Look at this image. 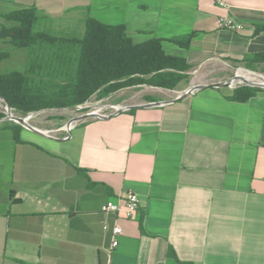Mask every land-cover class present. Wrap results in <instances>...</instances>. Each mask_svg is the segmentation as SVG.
I'll list each match as a JSON object with an SVG mask.
<instances>
[{
    "label": "crops",
    "instance_id": "1",
    "mask_svg": "<svg viewBox=\"0 0 264 264\" xmlns=\"http://www.w3.org/2000/svg\"><path fill=\"white\" fill-rule=\"evenodd\" d=\"M24 8L58 27L123 24L217 81L79 121L68 138L0 128V264H108L104 222L123 228L111 264H264V90L238 101L213 85L264 53V0H0V18ZM129 191L133 217L103 213Z\"/></svg>",
    "mask_w": 264,
    "mask_h": 264
},
{
    "label": "trees",
    "instance_id": "2",
    "mask_svg": "<svg viewBox=\"0 0 264 264\" xmlns=\"http://www.w3.org/2000/svg\"><path fill=\"white\" fill-rule=\"evenodd\" d=\"M3 17L11 24L0 26V39L14 48L29 49L30 54L37 56V59L31 58L32 64L25 71H0V95L12 109L24 115L49 108L73 107L95 94L108 96L136 85L173 90L192 70L184 58L167 54L159 38L134 42L123 24H104L88 16L80 37H55L34 30L41 19L36 8H24ZM189 40L177 42L188 46ZM8 55L0 51V61ZM244 62L247 68L257 70L255 63L264 62V53L248 56ZM39 71L46 73L44 77L36 78ZM260 90L240 86L233 98L246 101ZM5 116L0 111V128L9 129L14 139L21 142L24 127L2 120Z\"/></svg>",
    "mask_w": 264,
    "mask_h": 264
},
{
    "label": "rangeland",
    "instance_id": "3",
    "mask_svg": "<svg viewBox=\"0 0 264 264\" xmlns=\"http://www.w3.org/2000/svg\"><path fill=\"white\" fill-rule=\"evenodd\" d=\"M10 24L11 23L8 20L0 18V26ZM55 25L56 24L51 23L47 24L44 21L39 20L38 23H36L34 30L37 32H46L55 37H80L84 33V29L79 28L78 26L74 28V25H64L62 27H58ZM0 51H5L9 53L6 58L0 61V71L3 72L11 70L25 71L32 64L31 58L37 59V56L30 54L29 49L14 48L12 44L2 39H0ZM28 57L30 58L28 59ZM214 68L215 67L209 65L206 66V69L204 70H191L189 72V77L183 82H181L180 85L173 90L142 84L119 89L109 94L108 96L100 97L95 94L91 97L89 103H95L96 101L103 99V103L123 104L132 106L134 104H142L149 102L150 100H152L150 97L162 100H170L176 98L191 86H199L202 84H210L212 82H216V78H213L215 74L213 71ZM235 71L236 67L230 68L229 79L234 77ZM259 72L264 74V72L261 70H259ZM43 74L45 75L46 73L39 71L36 75V78L44 77ZM1 99L2 98H0V111L6 115L7 111L5 108L7 106L5 101ZM84 111L86 110H75L73 109V107L44 109L39 111V113H36L29 120V123L41 129L42 131H49L48 135L50 134L53 136H65L67 133L63 128L66 126V124L72 118L81 115ZM12 112H14V115L16 116H25L24 114L14 109H12Z\"/></svg>",
    "mask_w": 264,
    "mask_h": 264
},
{
    "label": "built area",
    "instance_id": "4",
    "mask_svg": "<svg viewBox=\"0 0 264 264\" xmlns=\"http://www.w3.org/2000/svg\"><path fill=\"white\" fill-rule=\"evenodd\" d=\"M224 5V4H223ZM219 26L222 28H226L232 31H241L244 26L240 22H236L233 19L230 18H221L219 21ZM239 75H242L243 79H239ZM226 81V80H224ZM249 85L253 87H258L262 90H264V74L259 72L258 70L250 69L245 66H238L235 71V75L233 78H231V82L228 85V87L232 89H236L240 86ZM194 92V91H193ZM151 102H146L145 104H149ZM73 109L75 110H86L81 115L77 117H82L84 115H91V117L88 118H109L113 115L119 114L124 111H129L131 109V106L123 105V104H109V103H103V99L96 101L95 103H89V100L78 104L76 106H73ZM14 113V112H13ZM36 113H39V111H32L23 116L26 119H31ZM80 119L73 121L69 124L70 127H67L68 124L63 128L66 131V135L64 138H68L69 131L72 130V128L75 126L76 123L79 121L85 120ZM35 127V126H34ZM37 128V127H36ZM39 129V128H37ZM41 130V129H39ZM49 131H44V133L48 134ZM50 135V134H49ZM53 136V135H50ZM55 136V135H54ZM140 207V199L138 195L133 192L129 191L126 193V195L123 198L122 202H114L112 200L108 201L106 205L103 207V213L105 215H109L111 213L113 214H123L128 218H131L135 215L137 210ZM103 229L105 231L111 230L112 232V238H111V245L107 249L108 253V264H111V259L114 254V251L116 247L119 245V237L123 233V228L119 223H115L114 226L111 228L108 222H104Z\"/></svg>",
    "mask_w": 264,
    "mask_h": 264
},
{
    "label": "water",
    "instance_id": "5",
    "mask_svg": "<svg viewBox=\"0 0 264 264\" xmlns=\"http://www.w3.org/2000/svg\"><path fill=\"white\" fill-rule=\"evenodd\" d=\"M230 82H231V78L228 79V80H226V81H221V82H218V83H214L213 85L214 86H217V87L228 86L230 84ZM205 86L206 85L191 86L188 89H186L184 92H182L176 98H173V99H170V100H165V101H155V102L149 103L148 105H153V106L156 105V106H159V105H163V104H167V103H172V102H175L176 100H179L181 98L186 97L191 92H193V91H195L197 89H201V88H203ZM0 98H2L5 101L6 106H7V109L9 111L12 110V106L10 105V103L3 96H1V95H0ZM88 117H91V115L87 114V115H84L82 117H74L67 124L69 125L73 121L80 120V119H84V118H88ZM2 120H12V121H15V122L21 124L25 128H28L30 130H33V131H36V132H39V133H44V131L37 129L36 127H34L30 123H28L26 121V118H24L22 116H15V117H13L11 115V113L8 112V111L6 112V116ZM69 133H71V131H69Z\"/></svg>",
    "mask_w": 264,
    "mask_h": 264
},
{
    "label": "bare ground",
    "instance_id": "6",
    "mask_svg": "<svg viewBox=\"0 0 264 264\" xmlns=\"http://www.w3.org/2000/svg\"><path fill=\"white\" fill-rule=\"evenodd\" d=\"M239 76H240V77H238L239 79H243L242 75H239ZM1 100H2V99H1ZM5 109H6V111L10 112L12 116H16V115H14V113L12 112V110L9 111V110L7 109V107H6ZM6 111H5V112H6ZM29 120H30L29 118L26 119V121H27L28 123H29ZM67 127H70V126L68 125ZM43 131H44V130H43Z\"/></svg>",
    "mask_w": 264,
    "mask_h": 264
}]
</instances>
